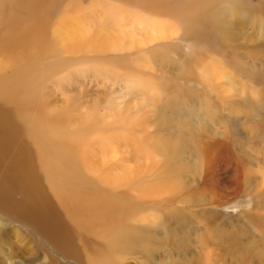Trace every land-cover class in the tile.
I'll list each match as a JSON object with an SVG mask.
<instances>
[{
    "label": "rangeland",
    "instance_id": "obj_1",
    "mask_svg": "<svg viewBox=\"0 0 264 264\" xmlns=\"http://www.w3.org/2000/svg\"><path fill=\"white\" fill-rule=\"evenodd\" d=\"M200 2H0V118L72 237L71 250L53 245L0 208V264H235L219 261L224 237L239 233L250 252L264 250V72L242 68L264 67V0ZM187 7L218 18L214 50L186 41L173 19L178 35L147 47L70 45L72 30L105 26L115 37L133 18L148 17L136 21L145 29ZM33 27L36 43L12 42L11 32ZM164 44L168 51L158 49ZM30 94V103L20 99ZM121 225L152 236L153 256L118 252L114 260L109 237Z\"/></svg>",
    "mask_w": 264,
    "mask_h": 264
},
{
    "label": "bare ground",
    "instance_id": "obj_2",
    "mask_svg": "<svg viewBox=\"0 0 264 264\" xmlns=\"http://www.w3.org/2000/svg\"><path fill=\"white\" fill-rule=\"evenodd\" d=\"M2 1L3 0H0V2ZM202 1H204V3L200 2L199 7L207 8L210 6L211 2H215L217 0H202ZM167 15L170 17L169 23L155 20L153 26L147 27L145 29H143V27H139L136 21L143 19V21L145 22L146 19H149L148 17L133 18L132 24L130 23L131 24L130 28L125 29L120 27L119 33L115 37L110 36L105 26H103L102 29H100L98 32L95 31L94 34H90L91 31H89L88 27L86 28L83 27L78 31L72 30L70 34L67 35L70 37V45H71V41H73L76 45H80L84 43L86 45L88 44V46H92V47L95 46V48L97 49L100 48L104 51L105 50L122 51L126 47L127 49H130L129 46L133 44L145 45V46L146 44L153 45L154 42L164 41L178 35L177 33L180 32L179 31L180 29L177 27L178 24L174 25V23L171 22V20L173 19L177 21L179 24L182 23L184 28L183 38L186 41L195 43L196 45L197 44H201L203 46L210 45L211 48H213L212 50H214V46L212 45L213 42H211L209 38L210 32L212 30L217 31L222 27L216 15L211 14L208 16L200 17L197 12H192V10H189L188 7L186 11L184 9H181L179 11L178 8L171 9L167 12ZM193 15H198L199 17L195 18ZM200 18L202 19V21L199 20ZM125 20L126 18L121 15V18L119 19L118 22L122 23ZM36 29L37 28L33 27L29 29V32L26 30L28 33L23 30H17L11 32V35L13 36L12 38L14 39L12 40V42L17 44L23 42H28L31 44L36 43L39 40V35L36 34L37 33ZM139 29L142 30V32H144V37L141 40L139 39V37L141 36H139L138 39H136L137 36L135 34V32ZM30 33H33V36L32 34L30 35ZM67 35L64 36L65 38L62 40V42H69V40L66 38ZM58 37H63V36L58 34ZM97 42L98 45H96ZM71 48L73 49L74 47ZM168 48H169L168 44H164L163 46L161 45L158 46L159 50L166 49V51H168ZM262 59H261L262 65L260 64L261 67L264 66V60ZM255 61H257V59ZM252 64H255V62ZM209 65H211V63ZM251 67L252 68L249 69L246 66L242 65V68L248 73H251L253 75L257 73L259 77L263 75L264 67H262V69L260 68L258 69V65H253ZM207 70L212 72L210 66L207 67L206 71ZM32 97L33 94H30L29 96L21 97L20 99L22 98L26 99L27 103H30ZM16 100H17L16 96L11 97V101L14 102ZM259 118L264 123V116L263 117L259 116ZM171 120L172 119L165 117L163 119L164 125L166 127L170 126L172 124ZM9 121L10 120L8 119L0 118V208L6 211L7 213L16 215L24 223H28L34 226L35 228H37L38 230L42 231L47 236L51 244L53 245L61 244L66 249H69L70 247L71 250V245H72V237H70L71 234L68 231V229H66V227L60 223L61 218L57 214L53 205L46 198L44 193L40 191V189H38V182L36 178L33 176L32 172L28 169L31 166V161H30L31 159L28 156V154H26L23 151L24 145H22L19 142L18 140L19 135L15 134L12 131V127ZM6 135H9V138H6L7 137ZM20 149L22 150L21 153H19V151H21ZM16 194H21L22 197L20 199H16L15 198ZM221 195L223 194L221 193ZM102 220H104V218ZM90 222H95L94 218L91 219ZM93 227H95V224L93 225ZM169 235H170L169 236L170 240L171 239L175 241L177 240L178 243L181 241L179 240L175 232L170 231ZM240 237H243V234L241 233H239V235L231 234V236L227 235L224 237L223 243H227L228 249L226 256L221 258L219 263L227 262L229 260L231 261L234 260L235 264H264V250L261 253H257V254L250 252V250L254 247H250L248 243H246V241L243 242V240ZM109 238H110L109 248L110 250H112V255L114 257V260L118 258V254H117L118 252L119 254H123V256L132 253L134 254L144 253L149 257L153 256L154 247L152 243L154 242V239L152 238V236L147 234V232H143L142 230L139 229L121 225L118 227V231L113 235L111 234ZM233 238L236 239L234 240ZM230 239L234 242V245L228 244ZM210 259L209 261H211ZM108 264H115V263L108 262Z\"/></svg>",
    "mask_w": 264,
    "mask_h": 264
}]
</instances>
